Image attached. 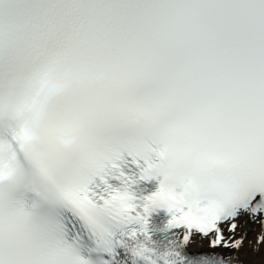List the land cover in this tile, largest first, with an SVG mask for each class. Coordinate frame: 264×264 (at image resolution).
<instances>
[{
    "label": "snow or ice",
    "instance_id": "1",
    "mask_svg": "<svg viewBox=\"0 0 264 264\" xmlns=\"http://www.w3.org/2000/svg\"><path fill=\"white\" fill-rule=\"evenodd\" d=\"M0 264H264V0H0Z\"/></svg>",
    "mask_w": 264,
    "mask_h": 264
},
{
    "label": "rangeland",
    "instance_id": "2",
    "mask_svg": "<svg viewBox=\"0 0 264 264\" xmlns=\"http://www.w3.org/2000/svg\"><path fill=\"white\" fill-rule=\"evenodd\" d=\"M257 230H258V226H257Z\"/></svg>",
    "mask_w": 264,
    "mask_h": 264
}]
</instances>
